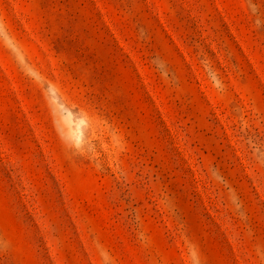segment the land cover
<instances>
[{"label": "rangeland", "instance_id": "1", "mask_svg": "<svg viewBox=\"0 0 264 264\" xmlns=\"http://www.w3.org/2000/svg\"><path fill=\"white\" fill-rule=\"evenodd\" d=\"M0 264H264V0H0Z\"/></svg>", "mask_w": 264, "mask_h": 264}]
</instances>
